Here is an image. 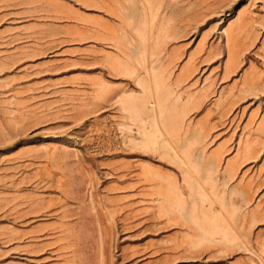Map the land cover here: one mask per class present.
I'll list each match as a JSON object with an SVG mask.
<instances>
[{
  "label": "rangeland",
  "instance_id": "obj_1",
  "mask_svg": "<svg viewBox=\"0 0 264 264\" xmlns=\"http://www.w3.org/2000/svg\"><path fill=\"white\" fill-rule=\"evenodd\" d=\"M0 264H264V0H0Z\"/></svg>",
  "mask_w": 264,
  "mask_h": 264
},
{
  "label": "bare ground",
  "instance_id": "obj_2",
  "mask_svg": "<svg viewBox=\"0 0 264 264\" xmlns=\"http://www.w3.org/2000/svg\"><path fill=\"white\" fill-rule=\"evenodd\" d=\"M135 51V50H134ZM236 64V61L235 60H232V62H231V65H230V67H233L234 65ZM122 66H126L125 64L124 65H122ZM144 82V81H143ZM142 82V83H143ZM142 86H143V84H142ZM148 99H149V97H148ZM130 103H131V101H130ZM161 109V108H160ZM136 110V109H135ZM141 111V110H140ZM139 113V112H138ZM137 112H136V115L138 114ZM144 113V112H143ZM171 115V114H170ZM138 116V115H137ZM139 116H141V115H139ZM172 116V115H171ZM142 117V116H141ZM137 118V117H136ZM140 118V117H139ZM168 122V121H167ZM168 124V123H167ZM151 133V132H150ZM150 133H148V132H146V135H148V136H146V138L148 137V139H150L149 137H151L152 138V136H149V134ZM155 133H156V131H155ZM155 133H153L154 135H155ZM157 134V133H156ZM151 135V134H150ZM154 135H153V138H155L154 137ZM156 136V135H155ZM148 139H146V141H144L146 144H147V140ZM151 141H152V139H150ZM149 142V143H151V144H153L152 142L153 141H156V140H153L152 142ZM150 144V145H151ZM149 145V144H148ZM172 146V145H171ZM166 147V146H165ZM173 151V150H172ZM219 158H220V155L219 154H216L212 159H210L209 161H208V164L210 165V166H214V165H216L218 162H219ZM174 159V158H173ZM188 173V172H187ZM168 179V178H167ZM168 181H170V180H168ZM170 183V182H169ZM172 185V184H171ZM170 186V185H169ZM205 193V192H204ZM201 195V194H200ZM204 198V197H203ZM206 199V198H205ZM175 200V199H174ZM173 200V201H174ZM178 202H179V200H177ZM206 201V200H205ZM180 206V205H179ZM201 212H203V211H201ZM206 215H208V214H206ZM188 220V219H187ZM203 236V235H202Z\"/></svg>",
  "mask_w": 264,
  "mask_h": 264
}]
</instances>
